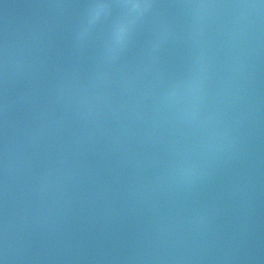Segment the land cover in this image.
Listing matches in <instances>:
<instances>
[{"label":"water","instance_id":"obj_1","mask_svg":"<svg viewBox=\"0 0 264 264\" xmlns=\"http://www.w3.org/2000/svg\"><path fill=\"white\" fill-rule=\"evenodd\" d=\"M219 0H0V199L106 121Z\"/></svg>","mask_w":264,"mask_h":264}]
</instances>
